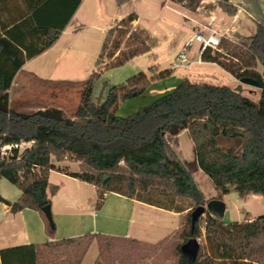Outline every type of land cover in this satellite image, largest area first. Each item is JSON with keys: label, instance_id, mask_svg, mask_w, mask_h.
<instances>
[{"label": "trees", "instance_id": "1", "mask_svg": "<svg viewBox=\"0 0 264 264\" xmlns=\"http://www.w3.org/2000/svg\"><path fill=\"white\" fill-rule=\"evenodd\" d=\"M19 17L0 35V147L30 142L14 155L0 156V177L19 187L21 196L11 202L0 195V202L12 212L31 208L43 214L47 230L55 232L42 208L47 196L49 172L56 169L52 160L79 162L80 171L71 176L98 188L97 207L104 193L117 192L157 205L183 210L174 203H162L141 193L158 187L174 197L189 198L194 207L182 216L185 241L204 235L214 252L189 261L177 244V264H264V213L237 222H224L206 210L193 220V212L208 199L194 175L172 147L173 138L187 130L195 145L199 167L212 180L219 197L233 186L241 195H264V23H257L254 35L236 33L237 41L221 38L219 46L236 59L223 61L210 49L202 53L207 61L218 62L235 78L259 82L258 101L226 84L193 82L183 79L175 88L128 115H119L120 101L144 95L155 78L170 73L164 70L149 78L141 71L126 82L108 88L101 101H95V87L105 70L119 67L147 53L157 45L148 31L132 23L128 15L111 27L105 36L93 70L84 84L81 101L73 115L61 108L48 107L34 112H16L10 107L9 89L27 59L49 48L59 37L81 0H21ZM128 0H119L125 2ZM196 10L201 0H173ZM230 16L236 6L230 0H216ZM20 12V11H18ZM118 54L116 55V52ZM108 59V61H107ZM230 63V66H227ZM262 66V71L257 65ZM232 65L237 67L232 68ZM218 137L241 139V149L223 148ZM65 156L67 158H65ZM123 160L122 164H118ZM205 218L203 219V216ZM85 238H119L90 233L76 238L26 244L0 249V264H49L46 249ZM89 246L76 264H80ZM96 263V262H95ZM94 263V264H95Z\"/></svg>", "mask_w": 264, "mask_h": 264}, {"label": "crops", "instance_id": "2", "mask_svg": "<svg viewBox=\"0 0 264 264\" xmlns=\"http://www.w3.org/2000/svg\"><path fill=\"white\" fill-rule=\"evenodd\" d=\"M230 1L236 6L234 16L224 11L216 0H206L196 10L189 9L173 0H128L125 2L81 0L58 39L40 54L27 59L17 72L9 89L10 107L16 112L27 113L31 110L44 109L46 105L55 106L52 101L57 97L56 93H51L48 100L40 101L39 99L32 104L29 98L34 93L32 91L35 87H30L31 83H36L37 86L43 84L46 87L57 83H73L84 87L93 70L97 68V62L93 64L87 62V53L83 46V42L87 39L84 34L78 35V32L83 28H92L104 32L106 36L111 27L128 15L133 16L132 23L135 26L146 29L151 37L158 40L159 36H163L168 39L173 59L166 66H161L156 61L157 53L152 47L149 52L138 55L119 67L104 71L102 79L95 87V95L99 94L106 78L113 84L108 82L103 96H106L110 86L124 83L141 71L145 72L149 78L166 69L170 71L163 78H155L144 95L120 101L117 111L119 115L125 116L135 112L141 106L151 103L160 95L175 88L185 78L193 82L211 83H214L212 81L216 79L218 82L215 84L220 83L224 75L234 79L235 77L220 63L204 60L199 53V46L193 49L195 43L188 47L187 51V56L192 63L188 67L178 65L179 52L194 33L204 26L207 28V34L211 32L210 30H214L218 37L235 41L236 33L241 34L242 26L238 20L242 12L248 13L257 23H264V0ZM22 9L21 0H0L1 36H4L6 28L12 25L14 17L21 15ZM118 17L122 18L118 19ZM29 64L31 68L26 70ZM23 70H26V75L23 76L25 84L19 80ZM114 70L119 71L115 73L117 76L114 75ZM19 91L21 94L19 107L13 108L11 102ZM171 145L192 172L197 183L204 179L209 188L214 187L213 182L211 185L197 163L195 145L187 130L177 134ZM240 146L239 141L236 151L240 150ZM64 164L60 166L56 163L57 168L50 170L46 190L51 201L55 232L53 234L48 232L46 220L39 211L24 208L12 212L8 205L0 202V249L76 238L90 233L156 244L171 237L181 228L182 216L187 212L185 208L177 211L174 208L130 198L113 191L105 192L102 204L97 207L96 185L69 174L80 171L78 163ZM202 191L207 199L214 196L213 192L218 193L216 189L210 190L209 195L204 189ZM1 196L14 202L21 196V192L15 198L4 193ZM83 259L80 264H84Z\"/></svg>", "mask_w": 264, "mask_h": 264}, {"label": "rangeland", "instance_id": "3", "mask_svg": "<svg viewBox=\"0 0 264 264\" xmlns=\"http://www.w3.org/2000/svg\"><path fill=\"white\" fill-rule=\"evenodd\" d=\"M199 6H201V1ZM121 18L122 17H118V19ZM238 23H240L242 26L240 29L242 35L250 36L256 33L257 21L253 19L248 13L242 12L240 14ZM82 34H84L87 39L85 42H83L84 49L87 53V62L93 64L95 61L97 62L99 52L105 39V33L92 28H83L78 32V35ZM235 41H237L236 38ZM169 45L170 43L168 39L163 36H159L157 45L154 46V52L157 53L156 61L160 63L161 66H166L173 59V52L169 49ZM197 45L198 44L195 43L193 49H195ZM222 51L228 52L224 49H222ZM117 54L118 51L116 52V55ZM232 61L233 62L231 64H234V61L236 62V59ZM227 64V66H230V63ZM235 67H237V65H232V68ZM29 68H31L30 64L26 66L25 69L28 70ZM257 69L259 71H262V66L258 64ZM26 70H23V72L19 76V80L24 84L25 79L23 80V76L26 75ZM113 73L115 76H117L116 74L119 73V71L114 70ZM221 78L222 79H220L219 81L220 83L231 86L232 88H236L240 84V80L238 78L232 79L228 75H224ZM104 81L111 82L108 81V78H106ZM212 82L217 83L218 81H216L215 79ZM111 84L113 83L111 82ZM29 86L35 87L32 91L34 93H32V95L30 96L31 98H29V101L32 104L36 103L39 99L40 101L48 100L50 99L51 93H56L57 97L52 101L55 106L46 105L45 108L58 106V108L60 107L69 117H73L81 101L84 88L81 85L73 83H57L53 86H47L48 88L43 84H38L37 86L36 83H31ZM240 92L243 95L250 97L252 100L258 101L261 94V89L256 86L243 83L242 90ZM97 95L98 94H96L94 97L95 101H97ZM20 96L21 94L19 91L16 98L13 97V101L11 102V106L13 108L19 107L18 103L21 101ZM34 111L36 110H31L29 112ZM239 141L241 145V139L239 138L237 140L218 137V143L223 148H234L235 150H237ZM52 160L60 166L65 165L64 163L66 162H76L67 159L56 161L54 158H52ZM76 163L79 164V162ZM206 177L211 182V185H213L212 180L209 178V176L206 175ZM198 184L199 187L202 190L204 189L208 195L210 194V190L215 191V188L213 186L211 187L212 189L208 187V183H206L204 179L199 180ZM230 187L231 190L228 194L219 197L218 193L213 192L214 196L208 198V200L212 198H219L224 201V203L226 204L225 213L222 217V220L224 222H237L245 220L247 218L252 220L256 216L264 213L263 194L250 193L246 196H241L233 186ZM19 192H21L19 187L12 184L6 178L0 177V195L4 193L7 196H14L13 198H15ZM167 195L168 194L162 192V190H160V188L158 187L152 188L149 193H141L142 197H150L162 203H174V206L185 208L187 209V211L194 207V203L189 198L173 196V198L171 199V196L169 197ZM204 218L205 215L203 216V219ZM184 229L185 226L182 225L179 231L174 235L156 244L142 243L126 238H85L82 240H76L75 242L70 244H54L46 249V259H48L49 264H76V262L79 261L80 257L84 253V248L86 246H90L88 251H86L85 253L86 255L83 259L84 264H94L95 262V264H177L179 256L176 246L179 243L185 242ZM197 238L200 243V254L202 255L200 260H203L208 255H213L214 252L209 248V246H207L204 235V228H202V235L198 236Z\"/></svg>", "mask_w": 264, "mask_h": 264}, {"label": "built area", "instance_id": "4", "mask_svg": "<svg viewBox=\"0 0 264 264\" xmlns=\"http://www.w3.org/2000/svg\"><path fill=\"white\" fill-rule=\"evenodd\" d=\"M206 0H201V5ZM204 7V6H202ZM206 27L197 30L194 35L186 42L185 47L178 54V65L181 67H188L192 62L187 56L188 47L192 46L194 43H197L199 46V53L202 54L207 49H210L213 54L218 55L223 61L230 62V60H235L233 56H231L228 52H223L221 47L219 46V41L221 38L226 37H218L217 32L214 30H210L209 34L206 33ZM33 141L30 142H20L13 144H6L0 147V156L2 157H12L14 155V149H18L21 151L27 146H30ZM65 158H67L65 156ZM123 160H121L118 164H122Z\"/></svg>", "mask_w": 264, "mask_h": 264}, {"label": "water", "instance_id": "5", "mask_svg": "<svg viewBox=\"0 0 264 264\" xmlns=\"http://www.w3.org/2000/svg\"><path fill=\"white\" fill-rule=\"evenodd\" d=\"M249 84L256 87H259V82L252 78H242L240 79V84L236 87L237 91L242 90V84ZM108 85L107 81H104L102 84V87L99 91V94L97 95V101L99 102L101 98L104 95V90L106 89ZM226 209V204L222 199L219 198H212L209 199L206 205L197 207L193 212V220L197 219L198 216L204 211L208 210L210 211L215 217L222 218L224 216ZM42 211L47 218V220L50 222L52 226H54V220L52 216V210L51 205L48 204L42 208ZM181 252L182 254L189 260V261H195L198 258L199 252H200V243L198 241V238L191 237L181 245Z\"/></svg>", "mask_w": 264, "mask_h": 264}]
</instances>
